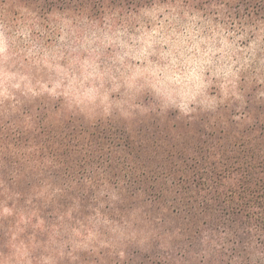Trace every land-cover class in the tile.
I'll list each match as a JSON object with an SVG mask.
<instances>
[{"label": "trees", "instance_id": "1", "mask_svg": "<svg viewBox=\"0 0 264 264\" xmlns=\"http://www.w3.org/2000/svg\"><path fill=\"white\" fill-rule=\"evenodd\" d=\"M17 1L0 0L2 16ZM234 1L248 18L264 14V0ZM62 3L66 12L107 8ZM35 103L24 120L0 107V211L9 212L0 239L20 232L34 264H264V106L199 137L167 126L160 133L170 140L158 145L136 131L117 137L114 116ZM158 151L160 174L149 175L143 158ZM88 237L92 252L100 242L108 250L73 254L70 244Z\"/></svg>", "mask_w": 264, "mask_h": 264}, {"label": "rangeland", "instance_id": "2", "mask_svg": "<svg viewBox=\"0 0 264 264\" xmlns=\"http://www.w3.org/2000/svg\"><path fill=\"white\" fill-rule=\"evenodd\" d=\"M106 1L107 8L90 4V14L76 5L66 12L62 0L9 3L0 13V107L24 120L43 99L91 119L114 116L117 137L136 131L161 145L170 140L160 133L167 126L199 137L264 106V14L248 18L234 0H200L195 8L189 0ZM158 152L143 158L149 175L160 174ZM19 235L2 234L0 264H34ZM91 240L71 243L73 254L90 252ZM100 250L105 242L93 248Z\"/></svg>", "mask_w": 264, "mask_h": 264}]
</instances>
